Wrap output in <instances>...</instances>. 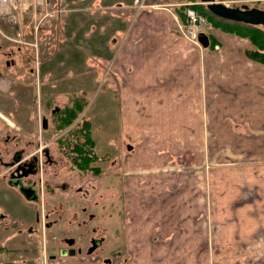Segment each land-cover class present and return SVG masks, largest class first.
<instances>
[{
	"label": "crops",
	"instance_id": "1",
	"mask_svg": "<svg viewBox=\"0 0 264 264\" xmlns=\"http://www.w3.org/2000/svg\"><path fill=\"white\" fill-rule=\"evenodd\" d=\"M142 1L138 10L135 0H79L84 10L70 16L55 62L42 73L50 80L63 75L67 95L96 91L107 80L103 107L112 100L117 110L123 188L144 205L150 199L148 208L164 204L167 234L158 243L152 236V244L196 254L192 264H201L202 254L237 253L244 240L254 242L264 215V64L249 58L250 40L221 29L206 34L208 47L189 42L178 30L186 21L180 0ZM57 84H50L55 92ZM213 157L241 159L219 167ZM203 174L209 188L241 199V208L234 211L226 199L218 214L213 199L203 220L206 212L194 199ZM147 216L145 236L153 221ZM219 220L233 228L212 230ZM127 262L117 256L114 264ZM64 264L97 262L80 254Z\"/></svg>",
	"mask_w": 264,
	"mask_h": 264
},
{
	"label": "rangeland",
	"instance_id": "2",
	"mask_svg": "<svg viewBox=\"0 0 264 264\" xmlns=\"http://www.w3.org/2000/svg\"><path fill=\"white\" fill-rule=\"evenodd\" d=\"M217 1L222 2V4H226L230 7L248 6L250 8L264 9V0ZM52 2H55V0H52ZM179 3L180 6H183L182 9L185 15L189 7L194 9L193 6H195L196 9L200 8L204 10L207 15H209V17L215 21V23H218L224 28H236V26L246 27L247 25L240 22L228 21L215 16L206 10V5H200L199 0H180ZM142 4L144 5V2ZM65 5L66 3L63 4V6ZM77 7H81L79 0H75L73 3L72 1H69L67 6L68 9H75ZM73 14L77 13H67L66 16H63V18H59L54 15V17H51L52 19L50 18L47 23H44L43 26L39 27L38 33L36 32L35 25L33 24V26L27 30L24 36L27 43H30L27 44V46L15 43L14 41L10 40L17 38L14 37L16 36V32L18 30V26L15 24V21L4 17L0 18V64L2 63L3 65V74H7L9 78H13L12 74L14 73H10L11 70L5 67L3 61L6 58L5 54L8 55L9 59H13L14 61L17 60L18 56L16 53L19 51H23L24 53L28 52V54H31L33 57L34 55L35 57L38 56L39 60L36 63V67H41V72L39 71L40 73L38 74V77L36 75L37 85H35V93L34 87L28 88L24 86V90L22 89L23 86L21 88L20 85H24L25 80H29L25 76L24 79L21 80L13 78V82L19 85L13 87L15 93H12V95H9L10 93H8V90H6V87L4 86L6 84L3 83V81L0 82V92L4 95L2 98H0V108L4 102L8 105L4 110V114L0 112V126H5L1 132H3V136L5 137L9 136L8 134H10L8 138L9 148H16V151L25 145L24 143L20 142V134L24 131L23 133L26 134L25 136L28 138L31 131L27 125H23L20 122L25 121V117L29 115L28 113L30 111L27 107H30L32 102H30L31 100L27 102V100L32 94H35V99L38 101V104L36 105L37 107L33 112V117L34 119L36 118V120L38 118V122H36L37 126L35 127V133H37L35 135L37 136L35 139L33 137L32 140H28L30 141V146L24 147L26 149V154H31L33 151L40 149L41 142L43 147L47 146L46 150L49 151L50 155L53 157V163L47 162L44 156L46 150H42L41 160L43 168L41 174H43V180L46 182L45 184H47L44 187L45 204L47 203L45 209L48 214H50V212L52 213L49 216L48 221L53 222V220L57 219L62 220V223H60L62 226L58 224L47 231L48 243L45 245V250L48 254L42 253L40 246L34 248L33 250H29L33 251L30 254H26L24 251L23 253H19V255H22V257H34L33 259L36 261V264H64L65 257L59 256L56 257L57 259L53 260L50 258V254L52 253L49 252V249L52 246L57 247L59 244L58 238L65 233V235L69 237H78L80 240L79 246L82 247V256L91 258V261L95 263L97 262V264L98 262L101 264H114L117 256H120L123 261H128L127 264H181L183 259L186 262L185 264H192L196 258V254L189 253L187 251L168 253L166 250L164 251L161 247H159V244H152V236H154V242L158 243V241L163 242L167 234L165 222L167 221L166 215L168 212L165 209L164 204H161V202L158 203V209L160 211H156L153 208H148V203L152 202L150 199L147 201L148 203L144 205V203H146L144 198L134 199V197H136V191H133L134 194L131 197L132 193H129L130 189L127 188L126 190L123 188V185L120 181L121 176L119 169L121 167V157L117 155L118 149L122 148V144H120V133L118 132V130H120V125L118 123L119 119H117V110L112 100L109 101L107 108L103 107V98L106 96L105 94L107 92V88L109 87L107 80L100 82V88L98 85L96 91H94L92 88L90 90H84L83 93L76 92L75 94L67 95L69 93L66 92V84L63 81L65 77L63 75H59L58 78L57 75H54L53 80H50L48 76H43L44 73L42 72L44 69L46 68L48 70L49 64L55 62L52 59H55L57 52H59V42H62L65 39L66 34H68V29L72 25L70 16ZM10 23H12V25H10ZM211 25L213 26V24ZM35 43L37 46L33 45ZM83 58H85V55H83ZM11 69L15 70L16 72L19 68L16 66L14 69ZM21 70L23 71L24 69L21 68ZM22 71L18 74L20 75ZM37 71L38 69L36 68V72ZM14 75L17 76V74ZM21 76L23 75L21 74ZM54 80L58 81V87L56 88L58 92L53 91V88L50 87L51 83H55ZM75 82L78 84L79 80ZM77 96L79 97V103L81 102V104L84 106V109H86L85 117L91 119V133L94 144L90 145L91 143H89L88 145L91 149L92 155H95L94 157L96 160L90 164L88 173L79 172L73 166L74 164H72L71 158L62 155V148L65 146L57 142L56 139L63 132H66V127H61L60 129L50 127L48 130H46L43 128V123L41 122L45 117L52 121L54 110L58 111L67 104L68 106H71L72 104L75 105L76 101H78L76 98ZM14 98L19 100L20 105L16 106V104L13 103L12 100ZM82 113L81 116L83 115ZM102 113H104V117ZM79 120L80 119L73 120L74 122L70 126L74 125L75 127ZM82 121L84 122V119ZM18 123L21 125H18ZM25 123L28 124L29 121L26 120ZM22 137L23 136H21V138ZM37 141H39V145L36 146ZM61 141L63 143V140ZM31 144H35V146H31ZM238 159L240 160L241 157L211 158L212 162L216 161L215 163L219 165V167H224L225 165ZM7 160L11 161L12 156H8ZM55 160H57L58 166L54 164ZM96 170H99V172H96ZM204 177L205 176L203 174V185H198L194 189L196 192V194H194L195 201L200 203V205L203 207L204 213L206 212V214H203V220L209 219V214H207L208 210L205 211V207L207 209V204L209 203L211 206V201L213 199H215L213 201L214 204H217L216 211L218 214L221 212L222 204H226L223 201L226 199L230 200V203H235V205L232 206L234 211H237L241 208L242 205H238L241 199H235L233 197L234 195L230 194V192L225 189L215 190L214 188H209L208 182L205 183L206 179H204ZM60 181L68 184V188H70L72 191L71 194L73 196H70L69 193L67 195H69V198L73 200V204L71 206L73 214H75L73 223H71V220H68L66 224V220H64L67 217L66 209L64 208V204H66L65 200H67L65 196L67 195H62L58 192L57 195L63 197H55V194H50L47 192L49 190L47 187H55L54 183H58ZM232 192L236 194L235 190H232ZM56 201H61L63 203V207L58 208V210L55 209L51 202L53 203ZM84 208H86V211L83 210ZM213 208H215V206L212 207V209ZM259 209H261V212L264 213V206H259ZM181 210L182 205L179 203V205H176L177 215L181 212ZM230 210H232L231 207ZM89 213H93L95 215L93 220L89 219ZM145 213L148 215L147 217L153 220L147 226L149 233L148 236H145L146 221L143 217ZM177 215L176 217H178ZM260 219V223L256 224L259 225L258 230H256L257 234H255V238H251L255 239L254 242L248 243L246 240H244V243L241 244L239 249L240 252L237 253L228 252L223 254H202L201 264H264V215L261 216ZM232 225H234V223L231 224V222L228 220H219L217 226L212 223L210 227L212 230L214 229L218 231L226 229L225 231H227V229L233 228ZM82 236H84V239ZM52 238H55L53 242ZM91 238H95L96 240L103 239V242H101L103 243L102 246L92 254L88 253V248L92 246ZM28 239L29 238H26L25 242H27ZM211 239L214 240V237ZM207 248L209 251H211L214 246L213 248ZM178 249L180 250V248ZM128 251H130L129 254L127 253ZM11 254L12 253H10L9 260H12L14 263L17 261V264H22L21 260L15 259V257ZM0 255H3L2 258H4L8 254ZM208 256L209 258L207 259ZM37 257L39 258L38 260Z\"/></svg>",
	"mask_w": 264,
	"mask_h": 264
},
{
	"label": "flooded vegetation",
	"instance_id": "3",
	"mask_svg": "<svg viewBox=\"0 0 264 264\" xmlns=\"http://www.w3.org/2000/svg\"><path fill=\"white\" fill-rule=\"evenodd\" d=\"M17 54V60L9 59L8 55L5 54V60L3 61V64L5 67H7L9 70H11L10 73L12 74L13 78H16L17 80L24 79V76L28 78L29 80L24 82V85H20L21 88L24 86L31 88L34 87V93L37 85V79L36 75L38 77V74L41 72V67H36V57L34 55L31 56V54H28V52L19 51ZM51 60V59H50ZM14 61V62H13ZM52 61V60H51ZM18 66V71L15 72L14 67ZM29 66V67H28ZM3 65L0 64V82L3 81L6 85V90H8L9 95H12V93H15L13 87H16L17 83L13 82V78H9L7 74H3ZM21 68L24 70L22 71ZM36 68L38 71L36 72ZM22 71V75H19ZM40 71V72H39ZM26 72V73H25ZM37 74H36V73ZM25 73V74H24ZM11 77V76H10ZM41 77V75H40ZM41 81V78H40ZM41 88V86H40ZM10 91V92H9ZM7 92V91H5ZM34 95V97H33ZM4 95L0 92V98H2ZM36 95L32 94L30 98H28L27 102H32V105L30 107H27L29 112L26 117L25 121L20 122L23 125H27L29 127V130L31 133H29V137L26 138V134L23 132L20 134L23 136L20 138V142L24 143L25 147L30 146L29 143L32 140L36 138L37 133H35V127L37 126L38 118L34 119L33 112L36 109V105L38 104V101L35 99ZM13 98V97H10ZM13 103L16 104V106L20 105V102L18 99L14 98ZM79 103V101H76ZM7 104L5 102L1 106V111L4 114L5 108H7ZM74 106L72 104L71 106L65 105L63 108H60L58 111H53V120L50 121L46 117L42 119L43 128L48 130L50 127L55 129H60L67 119L69 118V110ZM66 110V113L63 114L62 110ZM79 122L73 126L66 127L65 131L63 132L56 140L57 142L61 143L64 148H62L63 156H68L72 160L73 166L79 171L83 173H88L89 170H82L80 168V163H84L89 160V143H87V138L85 139L82 135H80L78 132L73 133L75 129L80 128V124H83V117H79ZM76 119V120H78ZM26 120L29 121L28 124H26ZM53 122V124H52ZM56 122V123H55ZM18 123V125H21ZM52 125V126H51ZM5 127V126H4ZM4 127L0 126V132ZM7 130V129H6ZM20 130V129H19ZM22 131V129H21ZM6 132V131H5ZM0 254H8L6 257L2 258L3 255H0V264H17L14 263L12 260H9L10 253L11 255L15 257L17 260H21L22 264H36V261L33 259L34 257H22V255H19V253H23L25 251L26 254H30L36 247L41 246V252L46 253V243H48L47 238V231L50 230L52 227L57 226L58 224L62 226L60 223H62L61 219L53 220V222L48 221L49 216L52 214H48V212L45 209V190L44 187L46 182L43 180V174H41L43 164L41 160V154L42 150H46L47 146H42L40 142V149L33 151L31 154H26L25 147H20L18 150L15 151V149H11L8 146V138L9 136L5 137L3 136V132L0 133ZM19 136V135H18ZM4 137V138H2ZM63 140V143L62 141ZM19 142V141H18ZM39 141H37L36 146ZM15 145V144H14ZM80 145L83 147V149L77 150ZM31 146H35V144H31ZM68 147V148H67ZM12 156V160L8 161V156ZM94 155V154H93ZM45 159L47 162L53 163L54 159L50 155L49 151H45ZM57 166V160H55V163ZM55 187H47L49 189L47 192L50 194H55V197H63L60 195H57L58 192L62 195H67L69 193L70 196H73L71 193V189L68 188V184L60 181L58 183H54ZM47 194V193H46ZM69 195L65 196L67 200L66 204H64V208L66 209V220L65 223L67 224L68 220H71V223H73V219L75 214H73V210L71 208L73 204V200L70 199ZM61 199V198H60ZM65 199V198H64ZM53 207L58 210V208L63 207V203L61 201L51 202ZM83 210L86 211V208ZM64 212V211H63ZM85 213V212H84ZM89 219L94 218L93 213H89ZM48 222H47V221ZM70 225V224H69ZM67 226V225H66ZM26 238H29L27 242H25ZM84 239V236H82ZM55 240V238H52V242ZM59 244L56 246H52L49 250L52 254L50 258L53 260L57 259L56 257H68L72 256L70 254L71 251L75 252L73 256L79 255L82 253V247L79 246L80 240L78 237H69L67 235H61L58 238ZM57 242V243H58ZM103 239H92L91 238V244L88 248V253L92 254L97 249H99L103 243ZM78 245V246H77ZM49 248V247H48ZM44 250V252H43ZM48 254V253H46ZM47 256V255H46ZM44 257V256H43ZM39 258L37 257V260Z\"/></svg>",
	"mask_w": 264,
	"mask_h": 264
},
{
	"label": "built area",
	"instance_id": "4",
	"mask_svg": "<svg viewBox=\"0 0 264 264\" xmlns=\"http://www.w3.org/2000/svg\"><path fill=\"white\" fill-rule=\"evenodd\" d=\"M65 3L66 5L63 6ZM142 3L141 0H135V5L138 10L143 8L144 5ZM68 4L69 0H55V2H52V0H0V18L4 17L15 21V24L18 26L16 36H14L17 38H7L15 43L27 46V44L30 43H27L24 36L33 24L38 33L39 27L43 26L44 23H47V21L51 17H54V15L63 18L67 13L81 12V10H84L79 8L68 9ZM185 18L186 21L184 23H179L178 30H180V33L189 42L201 45L200 42H198L200 35L203 33L207 34L213 26L192 7L187 9ZM10 25H12V23H10ZM33 45L37 46L36 43ZM38 60L37 56L36 61Z\"/></svg>",
	"mask_w": 264,
	"mask_h": 264
},
{
	"label": "trees",
	"instance_id": "5",
	"mask_svg": "<svg viewBox=\"0 0 264 264\" xmlns=\"http://www.w3.org/2000/svg\"><path fill=\"white\" fill-rule=\"evenodd\" d=\"M203 5V4H200ZM194 9L203 17H205L207 20H209V22L211 24H213V27L216 29H221L230 33H234L236 35L242 36V37H247L248 40H251L254 45H255V49L253 51H249L248 56L249 58L257 61V62H261L262 64H264V29L260 26H251V25H246V27H231V28H224L223 26L219 25L218 23H215V21H213L209 15H207V13L198 8L196 9L195 6H193ZM206 10L207 7H206ZM209 11V10H208ZM79 101V97H76ZM84 106L78 102H76V104L69 110V118L67 119V121L65 122V124L62 126L63 128L65 127H69L74 121L80 117L81 113L84 111ZM63 114L66 113V110H62ZM79 133L80 135H82L85 139L87 138V143H91L90 145L94 144V140L92 139V136L90 133L91 132V123L89 121H84L83 124H80V128L75 129L74 130V134L75 133ZM83 149V147L80 145V147L77 150ZM89 153L90 156L88 157L89 160L86 162H82L80 163V168H82V170H86L89 169L90 164H92V162H94L95 159V155H92L91 153V149L89 148ZM96 172H99V170H96Z\"/></svg>",
	"mask_w": 264,
	"mask_h": 264
},
{
	"label": "water",
	"instance_id": "6",
	"mask_svg": "<svg viewBox=\"0 0 264 264\" xmlns=\"http://www.w3.org/2000/svg\"><path fill=\"white\" fill-rule=\"evenodd\" d=\"M200 4L206 5L210 13L228 21L240 22L251 26H260L264 29V9L250 8L248 6L230 7L217 0H199ZM200 44L208 47L209 38L205 34L199 37ZM71 255L75 252L71 251Z\"/></svg>",
	"mask_w": 264,
	"mask_h": 264
}]
</instances>
